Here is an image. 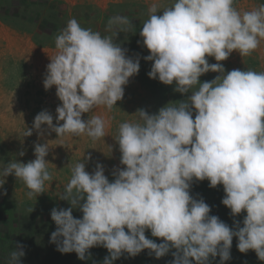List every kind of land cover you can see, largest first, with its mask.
<instances>
[{
	"label": "clouds",
	"instance_id": "clouds-1",
	"mask_svg": "<svg viewBox=\"0 0 264 264\" xmlns=\"http://www.w3.org/2000/svg\"><path fill=\"white\" fill-rule=\"evenodd\" d=\"M234 2L175 0L162 10L156 3L149 7L139 33L150 53L144 59L153 62L148 76L175 84V92L191 94L157 114L137 110V122L120 124L116 140L124 167L113 172V182L100 163L93 173L85 170L84 162L75 165L59 196L71 207L51 210L56 230L50 242L59 252H75L84 260L91 248L103 246L109 253L103 264H114L124 253L135 257L147 249L159 259L175 249L172 264H210L209 258L217 256L225 264L236 237L241 253L252 250L264 261V72H226L220 63L233 51L243 57L259 47L264 4L241 14ZM132 27L127 17L117 16L106 29L113 35L83 28L75 18L60 30L43 86H55L62 104L56 108V125L47 110L35 116L33 128L39 135L46 125L58 138L105 137L101 117L85 121L82 116L100 106L111 110L138 74L139 57H129L115 42L118 33ZM207 57L217 63L210 64ZM208 72L219 75L201 82ZM24 135L31 136L32 129ZM48 154V143H37L34 160L9 161L0 169V187L14 175L29 190V198L44 193L45 182L52 180ZM194 180H208L211 188L222 185L221 202L231 215L246 213L242 226L234 221L229 227L210 215V206L190 194ZM74 208L82 218H74ZM146 230L163 242L147 238ZM23 247L15 245L7 264H21Z\"/></svg>",
	"mask_w": 264,
	"mask_h": 264
},
{
	"label": "rangeland",
	"instance_id": "rangeland-1",
	"mask_svg": "<svg viewBox=\"0 0 264 264\" xmlns=\"http://www.w3.org/2000/svg\"><path fill=\"white\" fill-rule=\"evenodd\" d=\"M25 1L4 0L2 4L0 0V7L4 6L0 10V169L11 160L22 163L34 160V145L48 143L49 154L45 159L52 180L45 182L44 193L29 198V190L23 181L14 175L4 178L5 183L0 187V264H7L9 253L17 243L24 246L25 255L21 258V264H103L104 258L109 255L103 246L91 248L84 260L78 259L75 252L62 254L57 250V245L50 242L51 233L56 230L51 210L71 207L68 201L59 196L70 182L72 169L77 163L84 162L85 170L89 173H93L96 164L100 163L109 181H114L113 172L124 167L120 163L121 153L116 140L121 123L137 122V110L157 114L161 107L186 100L191 94L175 92V84L165 85L158 79L149 78L148 72L153 62L144 59L150 53L139 34L143 23L149 18L148 9L153 3L162 10L170 7L175 0H60L63 1L61 6L72 13L80 9V15H86L89 13L87 10H90L105 19L125 16L134 26L128 32L118 33L115 42L127 49L129 57H139L138 74L129 79L123 99L117 101L111 110L100 106L82 116L85 121L92 116H99L106 122L105 137L97 140L87 135L58 138L46 125H42L43 135H39L33 128L35 116L44 110L53 116V124L56 125V108L62 102L56 96L55 86L49 90L43 86L46 66L50 63V57L57 52L55 45L39 46L32 40L31 31H18L8 24L34 28L29 21L21 20L27 9ZM261 4H264V0H235L234 7L243 14ZM35 9L41 10L39 7ZM157 14L161 15L162 11ZM107 35L113 33L108 31ZM207 59L210 64L217 63L212 57ZM220 63L226 72L234 69L264 72V39L251 55L242 57L233 51L227 60ZM218 75L208 72L200 77V81L210 82ZM27 129H32L31 136L24 135ZM21 151L25 153L23 156L19 155ZM89 155L91 160H86ZM190 194L195 199L202 198L211 208L210 215L219 217L229 227H234V221H239L242 226L246 213L242 212L236 217L231 215L230 209L221 202L225 196L222 185L211 188L208 180H194ZM3 206H6L5 210ZM72 215L82 218L83 214L79 208H74ZM145 235L158 244L163 242L162 238L152 237L150 230H146ZM237 243L238 239L234 237L231 259L225 264H264L252 250L241 253ZM173 252L175 249L159 259L147 249L135 257L124 253L114 264H172ZM209 259L210 264H220L219 256Z\"/></svg>",
	"mask_w": 264,
	"mask_h": 264
},
{
	"label": "trees",
	"instance_id": "trees-1",
	"mask_svg": "<svg viewBox=\"0 0 264 264\" xmlns=\"http://www.w3.org/2000/svg\"><path fill=\"white\" fill-rule=\"evenodd\" d=\"M62 2L63 1L60 0H39V2L27 0L25 1L27 9L21 20L24 22L29 21V24L34 25L35 29L30 26L22 27L13 25L12 23L8 24L18 31H31L32 40L39 46H45L47 44L55 45V36H57L60 30L66 26L67 22L73 18L79 22L81 27L91 28L93 31L100 32L102 36L107 35L108 31H106V24H108L109 18L105 19V17L96 16L94 15L95 12L92 13L90 10H87L89 13L86 15H80L82 12L80 9L72 13L69 9L61 6ZM1 3H5L4 0H1ZM3 7L2 5L0 10ZM38 7L41 8V10L38 11L35 9ZM3 209L5 210L6 206H3ZM69 264H71V262Z\"/></svg>",
	"mask_w": 264,
	"mask_h": 264
},
{
	"label": "crops",
	"instance_id": "crops-1",
	"mask_svg": "<svg viewBox=\"0 0 264 264\" xmlns=\"http://www.w3.org/2000/svg\"><path fill=\"white\" fill-rule=\"evenodd\" d=\"M65 1H72V0H65Z\"/></svg>",
	"mask_w": 264,
	"mask_h": 264
}]
</instances>
